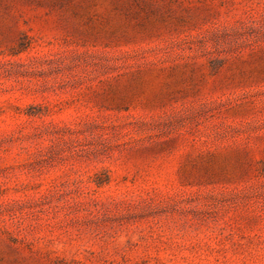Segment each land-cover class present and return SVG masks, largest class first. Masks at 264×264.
Instances as JSON below:
<instances>
[{"label":"rangeland","instance_id":"obj_1","mask_svg":"<svg viewBox=\"0 0 264 264\" xmlns=\"http://www.w3.org/2000/svg\"><path fill=\"white\" fill-rule=\"evenodd\" d=\"M0 264H264V0H0Z\"/></svg>","mask_w":264,"mask_h":264}]
</instances>
